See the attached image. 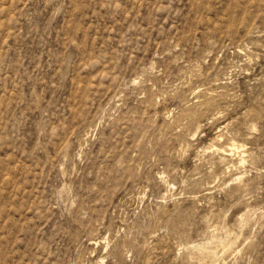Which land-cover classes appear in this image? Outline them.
Segmentation results:
<instances>
[{
  "label": "rangeland",
  "instance_id": "obj_1",
  "mask_svg": "<svg viewBox=\"0 0 264 264\" xmlns=\"http://www.w3.org/2000/svg\"><path fill=\"white\" fill-rule=\"evenodd\" d=\"M0 264H264V0H0Z\"/></svg>",
  "mask_w": 264,
  "mask_h": 264
}]
</instances>
